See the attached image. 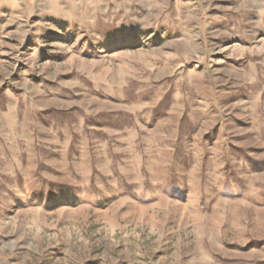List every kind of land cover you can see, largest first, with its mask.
<instances>
[{
	"label": "rangeland",
	"instance_id": "obj_1",
	"mask_svg": "<svg viewBox=\"0 0 264 264\" xmlns=\"http://www.w3.org/2000/svg\"><path fill=\"white\" fill-rule=\"evenodd\" d=\"M215 1L0 0V110H11L1 118L2 135L16 119L32 122L25 108H35L41 85L55 95L57 117H79L89 103L92 115L105 108L96 116L103 122L139 124L136 154L118 145L114 165L95 155L92 167L101 172L68 188L36 187L24 179L28 167L12 162L20 150H0L8 155L7 164L0 158V264H264V130L252 123L216 132L212 107L203 108L202 133L195 124L155 125L168 100L136 70L170 54L203 56L191 40L181 52L148 51L137 38L150 29L136 33L131 24L167 27L181 18L187 36L224 35ZM207 42L211 65L226 48ZM120 94L135 114L108 113ZM150 103L158 106L145 108Z\"/></svg>",
	"mask_w": 264,
	"mask_h": 264
},
{
	"label": "crops",
	"instance_id": "obj_2",
	"mask_svg": "<svg viewBox=\"0 0 264 264\" xmlns=\"http://www.w3.org/2000/svg\"><path fill=\"white\" fill-rule=\"evenodd\" d=\"M146 1L149 4L151 0ZM215 2L219 5L218 13H225L218 18L220 22L217 25L224 35L187 36V22L181 18L171 22L168 20L167 27L165 23L159 22L149 25V28L139 22L130 25L131 29L140 34L143 29H150L145 35H138L137 38L145 45L147 43L148 51H158L167 47L172 51L177 47L181 52L184 41L190 40L201 44L202 47L200 54L203 58L195 61H187L186 58L170 54L163 59L157 58V61L155 58L149 60L145 71L140 67L136 68L138 72L150 78L154 87H161L165 100H168L162 117L154 119L153 123L157 125L167 121L178 127L187 123L195 124L194 132L202 133L205 113L203 108L212 107L218 111L217 118L214 115L215 118L211 122L212 130L228 132L235 129L231 124H240L246 128L239 129L247 131L248 128L252 129L250 128L252 123H257L258 126L254 130L261 132L264 130V121L261 118L264 115V106L261 102L264 99V0ZM156 27L162 28V33L156 35V31H153ZM166 28L169 32L165 31ZM207 40H215L219 48H226L218 57V61L211 65L205 57L210 56L205 45ZM235 45H238V50L231 51L230 48ZM39 88L40 95L35 98V108L28 110L25 108V112L34 117L32 122L28 121L24 125L25 122L22 124V121L16 119L11 124L10 134L2 135L3 131H0V150L19 149L15 158H12L11 153L12 162L16 167L19 165L16 169L25 170L28 167L27 171L32 172L31 175L24 176L25 180H34L37 182L36 187L42 189L73 187L77 185L74 184L75 181L83 178V181L89 182L93 172H101L99 166L92 167L95 155L106 158L105 160L114 165L115 160L111 156L116 153L114 151L118 145L119 149L120 146H124L129 155L134 153L133 150L134 154L137 153L138 123H131L123 128L122 120L116 117L112 123L103 122L101 117L96 116L106 112L105 108H100L92 115L89 103L88 107L84 104L80 111L82 115L79 117H57L56 114L61 109L53 106L55 95L43 90V85ZM92 90L99 93L105 91L104 86L100 85H93ZM98 97L99 101L104 98L101 94ZM122 98V94L118 96V102L115 98L114 109L106 108L109 114L113 113L115 116L123 113L135 114L132 108L123 107ZM157 106L158 103H150L145 108L155 109ZM190 109L194 110L193 119L190 117ZM10 111L9 108L6 110ZM6 112L0 110V130L3 124L1 118ZM242 116L248 117L249 124ZM229 120H233V123H229ZM9 121L7 119V122ZM124 132L131 134L130 139ZM108 143H111L109 151ZM96 148L105 151L97 153ZM0 155L2 162L7 164V153L2 152ZM87 184L90 185L86 183L82 186H88Z\"/></svg>",
	"mask_w": 264,
	"mask_h": 264
}]
</instances>
